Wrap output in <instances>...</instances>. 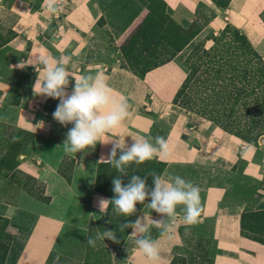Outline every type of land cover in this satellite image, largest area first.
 <instances>
[{
    "label": "crops",
    "instance_id": "crops-1",
    "mask_svg": "<svg viewBox=\"0 0 264 264\" xmlns=\"http://www.w3.org/2000/svg\"><path fill=\"white\" fill-rule=\"evenodd\" d=\"M163 1L171 10L173 20L184 28L195 24L201 7L208 6L212 14L200 33L208 28L209 34H217L231 24L247 35L264 59L261 16L264 0H231L226 8L217 6L213 0ZM53 7L56 11L49 10L46 0H0V11L15 16L8 34L0 33V122H8L30 135L19 150L17 169L40 185V194L48 201L22 240L23 224L19 215L26 209L0 199V218L9 220L6 230L13 233L2 264H45L68 222L63 214H56V209L63 207L66 199L78 201L88 208L90 224L92 217L99 213L95 198L107 197L96 192L95 186L98 165L104 163L99 160L102 155L107 156L112 144L98 143L83 152L65 153L63 142L72 125L65 127L54 121L52 113L59 100L34 94L32 86L43 68L41 57H65L69 58L70 73L66 91L71 94L74 78L96 68L83 55L88 47L102 48L94 38V31L99 22L109 21V10L97 0H54ZM21 61L28 66L20 68ZM169 63L147 71L143 77L122 67L109 72L95 69L93 73V76L102 74L112 97L127 105V117L106 138L121 139L130 145L133 139H147L155 144V137L162 136L169 144V152L166 156H154L167 163L161 177L180 176L200 190L202 211L198 223L185 225L183 206H177L167 235H162V230L152 224V219L160 216L147 206L149 201L143 205L138 216H144L150 225L144 235L157 241L160 248L157 264H170L175 256L186 255L182 229L188 228L198 235L203 227L206 230L202 234L210 235L215 242L214 264H264V244L242 233L244 211L264 210L263 136L242 138L191 112L158 115L140 112L148 89L155 90L154 96L173 101L183 80L177 81ZM170 68L172 73L168 75L166 71ZM6 111L12 113V120L2 117ZM240 162H243L241 168ZM238 174L251 180L252 185L248 184V192L242 191L236 197L232 196L234 183L228 177ZM2 182L0 170V185ZM136 238L128 235L124 243L108 245L113 264H152L134 251Z\"/></svg>",
    "mask_w": 264,
    "mask_h": 264
},
{
    "label": "rangeland",
    "instance_id": "rangeland-1",
    "mask_svg": "<svg viewBox=\"0 0 264 264\" xmlns=\"http://www.w3.org/2000/svg\"><path fill=\"white\" fill-rule=\"evenodd\" d=\"M97 1L102 4L103 8L109 10L110 19L109 21L104 19L99 22L98 27L94 31V38L102 48L97 50L88 47L83 55V58L88 63L94 64L95 69L109 72L113 68L122 67L129 69L138 77H143L146 73L145 71L170 62L169 64L176 72L175 78L177 81L183 80L185 75L183 67L186 65L190 54L202 45H209L213 42L210 39L211 33L209 34V29H204L181 52H176L174 58L165 62L167 57L176 51L181 40L186 35L180 31L179 26L172 18L171 10L163 0H112L113 7L111 8V0ZM209 11L210 8L208 6L201 7V13L196 21V30L201 29L208 23L212 14ZM14 20V14L8 11H0V33H2V36L8 34L10 25ZM180 35L181 39L179 38ZM95 69L88 70L87 75H93ZM172 69H168L166 74L172 73ZM160 91L162 92L161 89ZM154 93V89H148L145 102L140 107V112L156 115L164 112H191L198 114L175 106L172 100L164 99L163 97L159 98L157 95L154 96ZM198 115L201 116L200 114ZM2 117L12 120L13 115L11 112L6 111L2 114ZM259 136H263L262 139H264V123L247 135V137L251 138ZM29 138V134L16 129L14 125L8 122H0V153L2 155L0 158V170L3 177V182L0 185V199L19 204L26 209L19 215V220L23 224V230L20 234V237H23L22 240L26 238L25 236L28 234L30 226H32L38 213L45 210V204L48 202L40 194V185L35 183L30 176L20 172L16 167L18 152ZM137 165L141 166L143 164ZM242 166L243 162H240L238 167L241 168ZM109 174L108 171H101L102 178H106ZM247 179L241 174L228 177V180L234 183L232 196L237 197L242 191L248 192L250 187L248 184L252 185V182ZM246 188L247 190H245ZM20 189L24 190V192H21L22 190ZM30 194L36 197L33 199ZM64 202L63 207L56 209L55 212L56 214H63L68 222L64 225L53 249L61 252L65 256V260L69 261V264H82V260L85 259L83 248L87 243V234L91 230L92 220L98 219L100 216L98 215L99 213H96L89 224L88 208L84 204L73 199H66ZM113 227L114 224L112 223L106 229L112 230ZM5 228L6 222L0 221V244L2 245L0 246V261L8 241H11L13 237V233ZM94 229L97 233L104 231L98 226H95ZM205 230L203 227L201 233L205 232ZM184 232L186 238L190 241L192 240L191 245L196 248V264H210L211 256L215 252L214 245H207L205 242L201 244L202 241L195 240L198 237L201 238V236L196 237L194 232L188 228H185ZM96 236L92 239L95 240ZM100 242L104 243L105 241L100 240ZM110 243L106 242V245ZM59 264L67 263L63 261V263L59 262Z\"/></svg>",
    "mask_w": 264,
    "mask_h": 264
},
{
    "label": "trees",
    "instance_id": "trees-1",
    "mask_svg": "<svg viewBox=\"0 0 264 264\" xmlns=\"http://www.w3.org/2000/svg\"><path fill=\"white\" fill-rule=\"evenodd\" d=\"M213 1L217 6L226 8L231 0ZM261 16L264 20V11ZM178 26L186 37L181 40L176 51L169 55L165 62L174 58L176 52H181L200 33V29L196 30V23L189 28ZM179 38H182L181 35ZM210 39H212V43L202 45L188 57L187 63L183 67L185 77L172 103L200 114L229 133L246 138L248 133L255 131L264 123V59L254 48L247 35L231 24H227L217 34L211 33ZM117 155L119 156V151ZM142 164L138 166L131 163L126 167L128 176L122 177L124 184L128 183L132 175H138L141 178L147 177V186L151 188L153 185L151 174L156 173L161 176L167 163L154 157ZM103 170L110 173L106 178H102L101 171ZM117 175L120 174L111 164L100 163L95 186L96 192L111 198L114 195L111 191L112 180ZM144 204L137 203L136 213L129 217L117 215L113 212L111 205L104 214L99 213L100 218L92 220L91 230L87 234L88 239H92L97 235V231L94 229L95 226L105 230L113 223L112 230L116 231L120 242L114 243L106 239L102 243L100 240L95 239V246L86 243L83 248L85 259L82 260V264H113L111 252L106 242L124 243L131 229L119 231V224L129 220L134 221L140 214ZM0 221L6 222L5 229H7L9 220L2 217ZM242 233L264 244V210L244 211L242 214ZM181 234L186 244V255L175 256L170 264H196V248L191 245L192 240L186 238L184 229L181 230ZM201 234L195 235L196 237L201 236V238L198 237L195 240L202 241L201 244L205 242L207 245H214L215 252L209 261L210 264H214L217 251L214 239L206 233ZM9 244L10 241L5 247L2 261H0L1 264L6 257ZM0 246L2 245L0 244ZM82 246L84 245L82 244ZM64 257L61 252L53 249L45 264H59L63 261L69 264V261L65 260Z\"/></svg>",
    "mask_w": 264,
    "mask_h": 264
},
{
    "label": "clouds",
    "instance_id": "clouds-1",
    "mask_svg": "<svg viewBox=\"0 0 264 264\" xmlns=\"http://www.w3.org/2000/svg\"><path fill=\"white\" fill-rule=\"evenodd\" d=\"M46 3L50 11H56L53 7L54 0H46ZM68 59L41 57L43 68L37 72L38 78L32 88L38 96L59 100L52 113L54 121L65 127L72 125L63 142L65 153L83 152L90 147L95 148L98 143L112 144L107 156L102 155L99 161L111 164L120 175L112 180L111 191L114 195L111 198H95L99 213L104 214L111 205L114 213L129 217L136 213L137 203L144 204L148 200L147 206L160 216L159 219H152V224L162 230V235H167L171 221L176 216L177 206H183L181 211L185 225L198 223L202 211L200 190L191 181L180 176L164 179L153 173L151 188L147 186V177L141 178L138 175H132L128 183L124 184L122 177L128 176L126 167L129 164H142L157 155L166 156L169 144L162 136L155 137V144L147 139H133L130 145L121 139H107V134L118 128L127 117V105L112 97L109 86L99 73L74 78V86L69 94L66 91L70 76L67 70ZM18 66L24 68L28 63L21 61ZM149 227L144 216H137L134 221L119 224V231L132 229L129 235L137 237L134 251H138L152 264H157L161 258L158 243L144 235ZM96 239L120 242L116 231L109 229L98 232ZM87 243L95 246L94 239H87Z\"/></svg>",
    "mask_w": 264,
    "mask_h": 264
}]
</instances>
